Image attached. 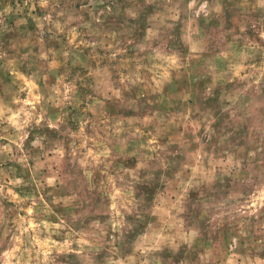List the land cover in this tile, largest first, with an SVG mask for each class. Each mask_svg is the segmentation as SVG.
<instances>
[{"label":"rangeland","instance_id":"rangeland-1","mask_svg":"<svg viewBox=\"0 0 264 264\" xmlns=\"http://www.w3.org/2000/svg\"><path fill=\"white\" fill-rule=\"evenodd\" d=\"M0 264H264V0H0Z\"/></svg>","mask_w":264,"mask_h":264}]
</instances>
